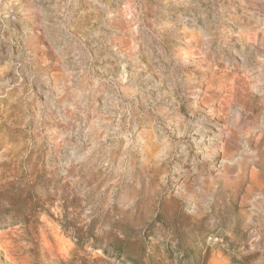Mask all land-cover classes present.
<instances>
[{"label": "rangeland", "instance_id": "rangeland-1", "mask_svg": "<svg viewBox=\"0 0 264 264\" xmlns=\"http://www.w3.org/2000/svg\"><path fill=\"white\" fill-rule=\"evenodd\" d=\"M0 264H264V0H0Z\"/></svg>", "mask_w": 264, "mask_h": 264}, {"label": "bare ground", "instance_id": "bare-ground-1", "mask_svg": "<svg viewBox=\"0 0 264 264\" xmlns=\"http://www.w3.org/2000/svg\"><path fill=\"white\" fill-rule=\"evenodd\" d=\"M115 1V0H114ZM158 4V3H157ZM171 5V4H170ZM200 5V4H199ZM136 6V5H135ZM134 6V7H135ZM157 6V5H156ZM162 6V5H161ZM197 7V6H196ZM167 9H168V7H167ZM176 9V8H175ZM192 9V8H191ZM165 10V9H164ZM196 10V9H195ZM133 11V10H132ZM188 12V11H187ZM135 13V16H136V12H134ZM186 13V12H185ZM199 13V12H198ZM133 15V14H132ZM182 16V15H181ZM180 17V16H179ZM187 17V16H186ZM179 19V18H178ZM181 20V19H180ZM196 21V20H195ZM199 22H201V21H199ZM195 23V22H194ZM198 23V22H197ZM196 23V24H197ZM183 24V23H182ZM193 25V24H192ZM180 44V43H179ZM189 59V58H188ZM195 96V95H194ZM237 105V104H236ZM229 108H231V107H229ZM221 134V133H220ZM200 136V135H199ZM207 136V135H206ZM205 138V137H204ZM209 139V138H208ZM200 142V141H199ZM201 149V148H200ZM4 222H6V221H4ZM8 222V221H7Z\"/></svg>", "mask_w": 264, "mask_h": 264}]
</instances>
